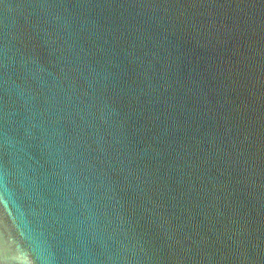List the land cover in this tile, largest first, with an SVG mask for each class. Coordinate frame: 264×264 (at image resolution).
<instances>
[{
	"label": "water",
	"instance_id": "obj_1",
	"mask_svg": "<svg viewBox=\"0 0 264 264\" xmlns=\"http://www.w3.org/2000/svg\"><path fill=\"white\" fill-rule=\"evenodd\" d=\"M0 264H264V0H0Z\"/></svg>",
	"mask_w": 264,
	"mask_h": 264
}]
</instances>
